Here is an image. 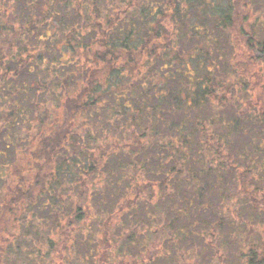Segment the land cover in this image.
Wrapping results in <instances>:
<instances>
[{
	"label": "trees",
	"instance_id": "16d2710c",
	"mask_svg": "<svg viewBox=\"0 0 264 264\" xmlns=\"http://www.w3.org/2000/svg\"><path fill=\"white\" fill-rule=\"evenodd\" d=\"M250 8L0 0V264H111V241L201 212L264 264V23L241 26L252 69L235 54Z\"/></svg>",
	"mask_w": 264,
	"mask_h": 264
},
{
	"label": "rangeland",
	"instance_id": "374dc122",
	"mask_svg": "<svg viewBox=\"0 0 264 264\" xmlns=\"http://www.w3.org/2000/svg\"><path fill=\"white\" fill-rule=\"evenodd\" d=\"M262 9L263 5L260 7L261 13L263 12ZM250 10L252 16L245 23L240 20L239 25L234 29V34L238 35L237 40H235L237 63L246 70L249 67L251 70L252 67L248 56L240 52V44L243 43L242 40H239L242 37L240 34L241 26L258 29L264 23V14H259L260 11H254L251 8ZM243 11L244 13L247 12L246 9ZM248 77L243 75V78ZM252 78L249 83H253L252 86L255 89L251 91V97L253 99L260 98L263 96V90L260 86L256 88V82L261 81V79ZM164 218L166 224L163 222L156 223L157 225L147 224L143 230L139 231L144 237L138 238L133 244L129 246H125L127 245L125 244V247L122 248V242L112 245L113 242L111 241L108 245L109 250L104 249L102 254L109 255L111 264H246L250 246L247 241V232L240 229L217 232L214 230L216 222L213 217L205 215L203 212L199 214L197 219L191 221L187 228L181 230V233L179 232L182 228L181 225L171 222L174 220L171 213L169 215L165 213ZM132 230L131 228L126 229L128 232ZM155 230L157 231L155 232ZM256 236L260 239L258 233Z\"/></svg>",
	"mask_w": 264,
	"mask_h": 264
}]
</instances>
